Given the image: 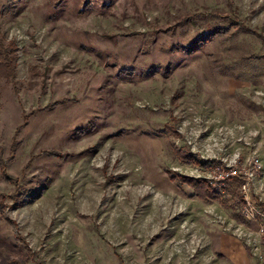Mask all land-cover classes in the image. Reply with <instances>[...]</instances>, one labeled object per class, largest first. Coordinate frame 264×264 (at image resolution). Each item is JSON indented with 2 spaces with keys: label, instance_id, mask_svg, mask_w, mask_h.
<instances>
[{
  "label": "rangeland",
  "instance_id": "1",
  "mask_svg": "<svg viewBox=\"0 0 264 264\" xmlns=\"http://www.w3.org/2000/svg\"><path fill=\"white\" fill-rule=\"evenodd\" d=\"M84 1L0 17V264H264L239 185L170 178L255 156L264 215V0Z\"/></svg>",
  "mask_w": 264,
  "mask_h": 264
},
{
  "label": "built area",
  "instance_id": "2",
  "mask_svg": "<svg viewBox=\"0 0 264 264\" xmlns=\"http://www.w3.org/2000/svg\"><path fill=\"white\" fill-rule=\"evenodd\" d=\"M207 174L205 181L212 192L221 193L228 183L239 180V192L242 197V216L248 220L264 219V215L258 212L251 203V187L258 173L262 170L261 162L253 157L248 162H214L205 164Z\"/></svg>",
  "mask_w": 264,
  "mask_h": 264
},
{
  "label": "trees",
  "instance_id": "3",
  "mask_svg": "<svg viewBox=\"0 0 264 264\" xmlns=\"http://www.w3.org/2000/svg\"><path fill=\"white\" fill-rule=\"evenodd\" d=\"M31 1L32 0H2L3 5L1 7L0 17H8V18L14 17V18H16L17 16H19L24 11L26 6H28ZM111 3H112V0H104L102 3L103 9L106 7H110ZM89 5H90V0H85L83 5L81 6L80 13L86 14L87 13V7ZM216 17H218V16H216ZM226 30H227V28H226ZM198 43H199V40L197 39L194 41L193 45H197ZM10 54L11 53H9L6 50V48H4V49L0 48V79H8V78L10 79L12 77V74H10V72L13 69V66H12L13 65V59L10 57ZM175 153L177 155V158L180 159L184 163H188L192 160L191 156H187L181 150H176ZM203 165H205V164L203 163ZM170 178L175 179V180H179L182 183H185L187 186H189L190 188H192L194 190L195 195L200 197L201 200L213 201V200L217 199V197L214 196V194H212L213 192H211L209 190L210 188L207 185H205L204 182L201 185H198L200 182H198L192 178L180 176L178 174L174 175V176H170ZM233 183H236L237 185H239V180H234ZM198 186H200V188H198Z\"/></svg>",
  "mask_w": 264,
  "mask_h": 264
}]
</instances>
